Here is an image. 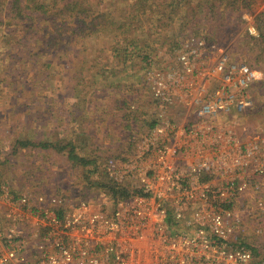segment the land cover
Returning <instances> with one entry per match:
<instances>
[{
  "label": "rangeland",
  "instance_id": "obj_1",
  "mask_svg": "<svg viewBox=\"0 0 264 264\" xmlns=\"http://www.w3.org/2000/svg\"><path fill=\"white\" fill-rule=\"evenodd\" d=\"M187 1L197 7L195 19L189 16L182 22L178 17L172 25L158 27L167 16V10L158 6L160 0L154 12L138 16L141 29L134 34L140 39L139 47L132 48L127 54L128 60L120 64L114 58L113 35L98 33L85 37L86 33L78 29L81 36L74 40L64 34L54 40L58 37L55 24L58 26L65 17L58 16L54 20L50 17L52 10L48 13L31 10L33 16L19 22L6 16L7 6L3 10L0 7V17L5 21L0 25V217L13 218L6 227L31 232L32 227L39 225L34 223L36 215L31 209L41 196L58 198L66 208L87 203L95 213L114 208L115 202L110 201L108 194L110 188L122 187L129 193L140 191L139 182L144 173L148 179L153 178L154 184L163 180V173L157 171L162 167L159 152L165 146L173 152L177 150L175 157L170 158V162L177 165L199 159L198 163L204 162L207 166L214 163L216 168L224 162L231 169L237 158L220 157L234 149L233 144L225 141L207 142L204 157L182 158L185 146L194 142V139L187 142L189 138L183 137L202 132L200 128L209 126L210 135L217 138L220 133L228 135L231 122L236 121L238 145H251L256 139L264 138V55L260 54L264 53V24L262 30L258 29L264 17L259 22L256 19L257 14L264 12V0L253 15L242 10V21L236 22L239 28L236 31L235 27L229 28L226 35L207 20L198 6L199 0ZM185 2L182 1L181 9ZM101 3L100 12L105 9L117 22H122L130 13L140 14L131 7L130 0H101ZM180 15L185 17L183 12ZM236 16L234 14L231 20ZM83 19L90 18L83 16ZM71 27L76 30V23H71ZM165 35L170 42H178L180 48L175 46L170 52ZM69 39L71 41H67ZM197 41L208 42V51L197 60L196 71L188 73L180 53L185 45ZM145 44L149 48L140 51ZM213 46L218 49L213 51ZM145 55L150 58L147 64ZM224 56L255 70L257 77L251 91L254 113L241 118L222 115L218 121L205 116L198 121L203 107L198 99L208 95L219 83L214 67ZM115 70L121 72L119 76L113 75ZM136 71L139 75L131 77ZM119 81L122 84L118 87ZM154 121L156 125L151 127ZM159 129H162L163 139L151 147V140ZM171 133L178 137L173 136L175 141L170 145L164 144ZM26 139L37 147L21 145ZM59 139L62 146L74 142L76 152L87 164L71 162L67 150L58 153L54 148L38 146ZM211 142L217 150L211 148L208 152ZM108 159L122 170L117 174L121 183L110 176ZM129 167L132 172L124 174ZM236 176L239 179L245 174L221 172L203 183L219 187ZM243 183L247 188L238 193L232 204L225 205L226 210L232 211L233 204V209L249 207L241 202V197L264 200V191L252 193L249 189V177L240 180L239 186ZM7 193L16 199L30 197L29 206L22 209L17 206L16 213H4ZM208 196L210 202H215L216 195ZM17 217L35 219L28 218L29 224L23 225ZM241 219L236 228L237 237L264 257V216ZM38 240L30 234L26 238L31 253L38 254L42 250ZM3 246L6 243L0 244V250Z\"/></svg>",
  "mask_w": 264,
  "mask_h": 264
},
{
  "label": "built area",
  "instance_id": "obj_2",
  "mask_svg": "<svg viewBox=\"0 0 264 264\" xmlns=\"http://www.w3.org/2000/svg\"><path fill=\"white\" fill-rule=\"evenodd\" d=\"M207 45L208 42L197 41L182 48L180 60L188 73L196 71L195 64L208 51ZM217 49L213 46V51ZM214 70L219 83L208 95L198 99L203 105L198 121L205 116L218 121L222 115L237 118L247 115L254 103L251 91L257 77L255 70L228 56L221 57ZM235 123L231 122L228 135L220 133L217 138L210 135L209 126L200 128L202 132L196 135L184 136L189 138L187 142L193 139L194 142L185 146V153L181 152L182 158L188 155L192 159L201 158L207 142L225 141L233 144L234 149L220 157L237 158L231 169L224 162L216 168L214 163L208 166L198 163L199 159L189 163V158L177 165L170 162L177 150L173 152L165 146L159 152L162 167L157 171L163 173V180L154 184L153 178L148 179L144 173L139 182L141 192H132L117 201L110 194V201L115 202L112 209L95 213L87 203L66 208L58 198L41 196L31 209L36 219L17 217L23 225L29 224L28 218L39 223L31 232L15 226L9 229L6 225L13 218L0 217V244L6 243L0 250V264H264V257L240 241L236 232L241 217L264 216V200L241 197V202L250 208L233 209V204L232 211L225 209V205L232 204L238 193L247 188L246 183L239 186L246 176L250 178L252 193L264 191V138L256 139L251 145H238ZM161 132L159 129L156 138H152L151 147L163 139ZM173 136L168 134L169 141L164 139L163 143L170 145L178 137ZM211 148L217 150L213 142L208 152ZM108 167L110 176L120 182L117 174L122 170L112 161ZM230 171L245 176L239 179L236 176L219 187L203 183L215 174ZM126 172H132L131 168ZM208 195H216L215 202H210ZM30 199L12 198L7 193L3 212L16 213V207L29 206ZM29 234L40 241L42 250L38 254L28 250Z\"/></svg>",
  "mask_w": 264,
  "mask_h": 264
},
{
  "label": "trees",
  "instance_id": "obj_3",
  "mask_svg": "<svg viewBox=\"0 0 264 264\" xmlns=\"http://www.w3.org/2000/svg\"><path fill=\"white\" fill-rule=\"evenodd\" d=\"M130 1L132 2L131 7L138 9L137 12H139L140 14L137 15L130 13L129 16L125 17L122 22H117L111 16V14L109 15V13L105 12V9L100 12V6L102 5L101 0H0V7L3 10V8L7 6L6 16L18 19L19 22L25 20L27 17H32L33 14L30 13L31 10L39 11L42 13H48L50 10H52V15H50V17L54 20H56L58 16L65 17L62 21L58 22V26H56L55 24V29L58 32V37H55L54 40H59L63 36V34L64 36H71L72 40H74L76 36H81L78 35V29L86 33L85 37H88L89 35H96L98 33H104L109 36L113 35L115 40L114 50L116 51V56H114V58H117L120 64L121 61L126 62V60H128L127 54L131 53L129 51H131L132 48L137 50L139 47L140 39H138V37H136L134 34L136 33V31L141 29L140 22L137 20L138 16H144L147 12H154L153 8L158 2V0ZM182 1L183 0H160L158 6L163 7L167 10V16L166 20L164 19L159 22V25H157L158 27H168L169 25H172L178 17H180L182 22H184L185 18L187 19L189 16L192 19H195V14L198 12L197 7L192 6L191 3L186 0L185 6L183 5L184 8L181 9V5L183 4ZM260 2H263V0H199L198 6H201L200 10L206 14L205 16L207 20L213 23L217 30H219V32L221 31L222 34L226 35L229 28L235 27L234 31L239 28L236 22L242 21V10H246L253 15L256 13ZM60 4L62 6L61 8H59ZM181 12L185 13V17L183 15H180ZM234 14H237V16L235 17V19L231 20ZM207 15L209 17H207ZM83 16L90 19L85 20L83 19ZM261 17H264V12L256 15L257 22L260 21ZM105 18H107L108 23H106ZM74 22L76 23V30L71 27V23ZM4 23L5 21L0 17V25H3ZM262 24H264V21L261 20L260 26L258 27L259 31L262 30ZM69 29L72 30L69 31ZM168 37V35H165L164 39L165 43L168 44L170 52H173L175 50V46H178V48H180L178 42H170V40H167ZM67 41L71 40L69 39ZM123 46L125 47L122 48ZM148 48L149 47L145 44L142 49L140 48V51H146ZM260 54L264 55V53ZM119 57L121 58L119 59ZM149 60L150 58L146 56L144 61L147 64ZM133 67H136V65H133ZM134 72L131 75V77L133 78L139 75L138 71H136V73ZM120 73L121 72L115 70L113 75L119 76ZM121 80H123V78H121L120 81ZM120 81L117 84L118 87L122 84V82ZM76 97L80 99L79 96ZM253 113L254 109H250L248 115H252ZM154 125H156L155 121L152 122L151 127H153ZM29 140L30 139H26L20 144L24 147H37L36 144H33V141ZM46 142L40 143L38 146L43 149L54 148L58 151V153L67 150L68 159L71 162L82 166H85L87 164V161L83 158V156H80L76 152L77 147L74 145V142V144L69 142L65 146L60 145V143H62L61 139L56 140L55 143H53V141ZM110 160L111 159H108L107 162L110 163ZM108 171L110 172V169H108ZM108 192V194L113 195L114 201H117L121 198L125 199L131 195V193H129L122 187H112ZM133 193H139V191H134ZM252 249L258 256L261 255L256 248L252 247Z\"/></svg>",
  "mask_w": 264,
  "mask_h": 264
}]
</instances>
